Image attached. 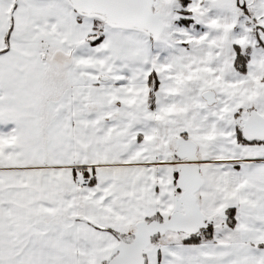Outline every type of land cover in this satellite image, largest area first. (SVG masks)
Segmentation results:
<instances>
[{"label": "snow or ice", "instance_id": "snow-or-ice-1", "mask_svg": "<svg viewBox=\"0 0 264 264\" xmlns=\"http://www.w3.org/2000/svg\"><path fill=\"white\" fill-rule=\"evenodd\" d=\"M0 264H264V0H0Z\"/></svg>", "mask_w": 264, "mask_h": 264}]
</instances>
